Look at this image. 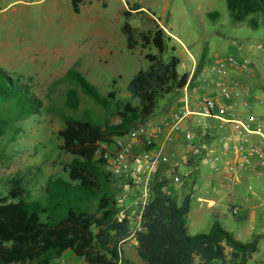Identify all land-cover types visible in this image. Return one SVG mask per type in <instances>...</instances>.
I'll return each mask as SVG.
<instances>
[{
    "label": "rangeland",
    "instance_id": "obj_1",
    "mask_svg": "<svg viewBox=\"0 0 264 264\" xmlns=\"http://www.w3.org/2000/svg\"><path fill=\"white\" fill-rule=\"evenodd\" d=\"M72 1L0 0V69L27 84L43 103L38 115L18 123L16 132L2 141L0 178L28 169L39 170L41 181L49 176L67 177L65 165L71 156L59 150L61 140L57 135L63 127V116H80L86 110L95 121L101 117L100 108L66 78L69 69L80 72L101 94H106L116 79L117 96L129 99L127 83L137 71L148 68L144 55L156 51L151 47L125 48L120 32L124 11H130L127 21L138 31H147L156 22L171 37L163 57L167 58L174 47L179 73L189 72L192 60L206 63L215 57L232 56L258 65L264 60V25L252 29L245 22L233 23L224 0H78L77 13L72 10ZM136 3L142 12L130 10L129 5ZM209 12H217L218 17L210 19ZM224 67L230 70L231 66ZM215 79V73L206 71L199 80L212 88ZM70 89L76 90L81 100L76 113L63 106ZM194 119L188 126L192 130L208 123L199 117ZM176 135L164 144L168 162L175 165L186 150L184 133ZM198 155L186 163V173L176 167L169 175V180L173 176L181 179L177 192L180 198L185 185L196 183L186 218L188 234H207L216 220L243 243L260 235L257 251L248 264H264V168L239 169L230 187L216 182L212 189L214 183H209L208 173L201 174L198 168ZM210 200L214 202L211 206ZM232 207L240 209L238 215L232 214ZM136 246L135 238L127 239L123 253L131 264H142ZM52 264L86 263L67 251Z\"/></svg>",
    "mask_w": 264,
    "mask_h": 264
},
{
    "label": "trees",
    "instance_id": "obj_2",
    "mask_svg": "<svg viewBox=\"0 0 264 264\" xmlns=\"http://www.w3.org/2000/svg\"><path fill=\"white\" fill-rule=\"evenodd\" d=\"M231 21L256 29L264 25V0H224ZM78 0L72 1L74 13ZM131 11L142 12L136 3ZM120 28L125 48H154L144 59L146 70L137 71L126 85L129 99H120L116 79L101 94L80 72L69 69L66 78L101 110L99 121L89 111L63 116L57 132L59 150L71 156L67 177L39 179L31 169L0 178V264H52L70 251L86 264H131L122 245L130 236V223L116 203L124 180L106 169L102 144H110L151 118L164 97L186 85L179 74V58H164L170 37L156 23L138 31L127 19ZM215 20L217 12H209ZM81 100L76 90L65 94L63 106L76 113ZM43 103L25 83L0 69V145L14 134L15 126L38 115ZM169 179L158 171L150 185V199L141 213V230L135 233L136 253L142 264H248L257 251L260 235L243 243L214 221L209 233L190 236L186 218L190 212L194 182L184 186L183 196L164 192ZM187 186V187H186Z\"/></svg>",
    "mask_w": 264,
    "mask_h": 264
},
{
    "label": "built area",
    "instance_id": "obj_3",
    "mask_svg": "<svg viewBox=\"0 0 264 264\" xmlns=\"http://www.w3.org/2000/svg\"><path fill=\"white\" fill-rule=\"evenodd\" d=\"M224 64H229L245 74L254 72V65L250 60L232 56L217 61L210 70L224 76ZM217 87L219 95L201 97L196 110L183 106L168 121L167 127L169 136H173L188 122L190 116L213 118L221 125L228 124L232 139L221 152L210 155L207 162L215 165L222 155H230L221 171L220 181L222 187H229L235 181L237 170L264 167V115L249 113L245 119L238 118L235 100L242 93L223 81H218ZM185 140L188 150L198 154L199 149L193 134L186 133ZM101 150L104 152L106 169L113 176L124 180L125 184L116 197V203L120 215L125 216L130 223L131 234L127 239L135 238V233L141 230L142 210L150 199V185L157 172L166 167L168 158L156 150L152 134L142 124L124 136L116 137L112 143L102 144L98 154ZM170 182L179 185L181 179L173 176ZM164 192L167 193L166 188ZM239 211L238 207L231 208L233 215H238ZM135 220L136 227L132 229L131 225Z\"/></svg>",
    "mask_w": 264,
    "mask_h": 264
},
{
    "label": "crops",
    "instance_id": "obj_4",
    "mask_svg": "<svg viewBox=\"0 0 264 264\" xmlns=\"http://www.w3.org/2000/svg\"><path fill=\"white\" fill-rule=\"evenodd\" d=\"M221 59L223 58L215 57L213 60L206 63L202 60L199 62L192 60L191 70L189 72L179 73L180 75L184 73L187 74L186 85L182 89L166 95L158 105V112L155 111L154 113V115H158L159 113L160 115L156 117V119L151 117L144 124H142L145 125L148 132L152 134L155 142V148L162 155L167 157L164 151L165 141L173 140L177 136L176 134L169 136L167 127L168 121L171 120L173 115L183 106H187L190 110H196L197 103L201 97L205 95H219L217 87L218 81H223L228 86L233 87L242 93V96L235 100L238 118L245 119L249 113L264 115V60L260 65L253 63L254 72L251 74H245L233 67H229L230 70H227L224 67L226 74L222 76L219 75L217 71L210 70L212 66L216 65V62ZM200 64L201 67H199ZM204 67L206 69H204ZM206 71L216 74L215 85H213L212 88H206L199 80ZM199 92L201 94H199ZM192 105L195 107L192 108ZM197 117L204 119L205 122L208 123L203 127L192 130L188 126L191 123L194 124V118ZM197 122L200 123V119H198ZM179 132H183L184 136L189 132L195 135V141L197 142L199 153L201 155V159L198 161L201 163V166L198 168H200L201 174L208 173V181L210 184L214 183L212 186V189H214L216 182L220 184L221 171L230 159V155H222L220 161L215 165L211 162H207V158L213 153L221 152V149L232 139L230 126L228 124L221 125L218 120L213 118L190 116L188 122L182 126ZM198 154L191 153L188 150L186 143L185 153L180 156L179 163L175 165L168 162L166 167L161 170L162 174L169 179V175H172V172H174L176 167L183 168L182 173H186L188 168L186 163L190 162L192 159H196V157L198 158ZM261 168L264 167H258L254 170ZM195 186L196 183L194 184L193 192L195 190ZM179 187L180 185L173 184L170 180L166 187L167 194L176 196L178 201L181 200L180 194H177ZM208 203H210L209 205L211 206L214 202L210 200Z\"/></svg>",
    "mask_w": 264,
    "mask_h": 264
}]
</instances>
